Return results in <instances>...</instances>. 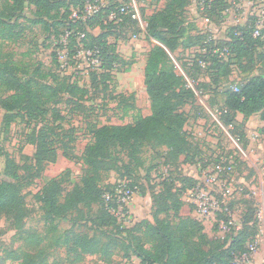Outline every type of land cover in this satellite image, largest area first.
<instances>
[{"label": "rangeland", "instance_id": "374dc122", "mask_svg": "<svg viewBox=\"0 0 264 264\" xmlns=\"http://www.w3.org/2000/svg\"><path fill=\"white\" fill-rule=\"evenodd\" d=\"M224 1L225 8L221 14H217L215 9L207 17L209 23H205L206 15L198 9L202 0H188L184 12L185 26L191 25L195 28L192 34L197 32L199 35L207 36V39L222 42L227 37L230 27L247 22L253 23L255 19L253 13L260 8L259 0ZM134 2L141 15L148 17L163 9L166 0H134ZM6 12H8V6L0 0V13L5 15ZM34 12L35 8L27 5L26 19H35ZM23 23L25 31L20 39L0 44L2 61L8 59L16 62L21 68H25L23 71L25 77L31 75L38 64L42 63L43 66L39 68L45 74L55 68L52 64V54L59 49L56 47L58 43L53 36L48 38L42 26L32 25L26 21ZM91 32L94 35L99 33L97 29ZM109 41L115 44L116 52L131 64L129 71H126V66L113 71L114 78L106 89L101 84H95L87 97L75 104L69 103L67 97H62L58 104L47 106L45 120L28 122L22 117H17L8 129H5L2 124L4 111L0 107V178L7 179L12 173H16L17 179L13 180V184L25 199V217L20 230L14 229L5 215H0V264H18L13 260L11 253L18 254L22 251L23 238L28 235H32L35 240L43 239V245H48L45 243V237H50L51 231H55V236L64 235L68 231L77 235H95L108 249L105 257L84 255L77 263L75 255L66 247H49L47 258L53 264H139V261L131 254L136 241L131 248H127L125 243L113 239L108 228H102L106 230L101 233L85 220L78 221L74 226L69 220L47 224L42 219L43 212L35 198L48 182L56 177L62 178L63 181L62 199L75 186H81V179L87 173V168L81 160L82 153L96 127L124 125L132 122L135 113L142 116L150 114L142 66L148 51L155 43L146 40L143 33H140L134 41H131L129 36L127 38V35L124 39L109 38ZM200 46L198 44L192 48H181L169 55L170 65L174 67L178 75L190 80L189 84L195 91L196 97L186 99L181 107L186 114L184 131L188 145L178 159L171 162L170 171L168 169L166 172L165 178L170 180L168 189L156 184L161 182L160 179L157 182V179L147 176L150 167L163 163L159 155L166 150L165 147L151 145L145 146L140 153L133 156L114 151L105 170L100 174L98 187L103 191H109L124 180L136 182L139 185V192L132 197L129 205V218L126 220L128 227L146 220L153 223V214L160 211L158 219L167 221L175 231L179 221H183L185 217H191L202 225L207 249L220 251L218 238L224 234L221 233L219 226L216 227L217 214H213L210 218L193 214L194 206L191 202L189 204L186 195L192 188L193 180L199 181L203 176L202 167L212 164L215 157L222 153H233L237 158L235 193L232 199L234 203L231 212L233 227L245 228L248 232L247 241L253 239V242H256L254 256L244 264H264L262 143L254 141L257 146L249 147L244 136L240 141L239 136L233 137L231 128H223L217 123V111L224 102L223 88L244 83L254 75H264V59L259 58L261 54H264V46L257 52L253 63L245 59L240 65L232 64L228 68L227 75L224 72L216 73V70L209 66L206 69H200L194 65L197 63L196 60L198 61L197 55L201 53ZM72 57L73 53L69 50L67 58L58 60L55 57L59 64L58 73L61 76L70 77L80 86L89 88L90 75L94 72V68L83 65L80 58V60H74ZM2 96L5 94L0 91V98ZM125 109L129 111L128 115H123ZM57 115L61 117L59 120L56 118ZM236 123L237 126L242 123L241 117ZM40 129L45 141L49 144V155L44 162L36 165L33 157L35 147L29 142L35 139ZM245 150L246 158L242 154ZM7 162H11V165ZM164 167L166 166H162ZM177 205L178 210H176ZM98 210L99 206H94L90 216L93 219L96 218L99 223ZM73 217L79 219L80 215L74 213ZM229 231L227 230L226 233ZM144 233L145 230L138 227L132 231V237L137 238L141 244L149 248L151 238ZM183 238L186 247L190 248V237ZM237 264L242 262L238 261Z\"/></svg>", "mask_w": 264, "mask_h": 264}, {"label": "trees", "instance_id": "16d2710c", "mask_svg": "<svg viewBox=\"0 0 264 264\" xmlns=\"http://www.w3.org/2000/svg\"><path fill=\"white\" fill-rule=\"evenodd\" d=\"M1 1L7 4L8 12L5 15L0 13V44L20 39L25 31L23 22L26 21L32 25L42 26L48 38L53 36L57 43L66 32L73 31L67 37L70 53H73L77 44L75 33L84 32L85 37L82 40L84 48L96 53L95 56L99 61L97 67L91 66L94 72L90 75V87L85 88L72 81L70 77L58 73L59 64L54 53L52 54L54 69L43 74L39 68L43 64L39 63L34 72L27 75L28 77L24 76L25 68L8 59L2 61L0 56V91L5 94L0 98V107L4 111L2 124L5 129H8L17 117H22L28 122L43 121L48 105L58 104L62 97H67L69 103L75 104L85 99L90 89H94L95 84H101L106 89L114 78L113 71L125 66L126 71H129L131 63L126 62L116 52L115 44L109 41V38L124 39L126 35L128 38L131 33L137 32L135 24L128 18L117 26L105 23L106 15L98 13L87 19L85 23H73L69 18L72 0ZM203 1L204 10L201 13L207 17L215 9L217 14H221L225 8L224 0H211L209 4L207 0ZM187 4L188 0H166L163 9L143 17L146 22L144 37L155 43L146 55L143 68V81L150 103V114L142 116L135 113L132 122L124 125L96 127L82 153L81 160L87 168V173L81 179V186H75L62 199L63 181L62 178L56 177L51 179L35 198L43 212L42 219L47 224L69 220L74 226L78 221L85 220L101 233L106 230L102 228H108L113 239L125 243L127 248H131L136 241L131 254L139 264H236V259L245 254L248 244L253 242V239L247 241L248 232L245 228L231 227L228 233L218 238L220 251H211L207 249L202 225L191 217L184 219L179 217L183 221H179L175 231L167 221L158 219L160 211L153 214V223L146 220L133 224L132 227L118 223L110 211L115 204L110 200L106 201L103 197L106 193H111L114 186L109 191H103L98 187L100 174L105 170L111 154L116 150L133 156L140 153L147 145L165 147L166 150L159 155L163 163H158L148 170L147 176L151 177L153 169L157 166L169 167L170 171L171 162H175L188 145L184 131L186 114L181 107L186 99L195 98L196 94L189 86L190 80L178 75L170 65V54L178 49L192 48L199 44L201 53L197 55L198 61L196 60L197 63L194 62V65L200 69L209 66L216 70V73L224 72L227 75L228 68L232 64L240 65L245 59L253 63L257 52L264 46L262 41L253 37L254 23L250 22L230 27L227 37L222 42L207 39V36L199 35L197 32L192 34L195 28L191 25L186 27L184 23ZM27 5L35 8V19H26ZM86 28L90 31L98 28L99 33L94 35L92 32H87ZM213 48L220 50L227 48L226 60L214 54ZM259 58L263 60L264 54ZM202 62L205 63L204 68L200 66ZM222 93L224 102L217 111V123L223 128H231L233 137L239 136L241 141L243 136L245 137L243 127L248 118L258 114L260 120L264 122V75H254L244 83L228 85L223 88ZM126 114L128 115L129 111L125 109L123 115ZM237 115L242 117L239 126L236 125ZM56 118L59 120L61 117L57 115ZM258 132L264 136V127ZM29 143L35 147L33 155L35 164L40 165L49 155V144L42 135V129ZM219 156L212 162H217ZM234 158L237 164L235 155ZM7 164L11 165V162ZM10 178L12 179L9 180ZM15 179H17L16 173H12L7 179L0 178V215H5L14 229L20 230L25 217V199L13 184ZM130 182L131 186H139L134 181ZM169 182L170 180L165 178L156 184L167 187ZM194 184L193 180L192 187ZM233 203L234 201H231L228 205L230 213ZM94 206H99V223L96 218L90 216ZM74 213L80 215L79 219L73 217ZM222 219L227 220L225 213L217 214L216 227L218 221ZM138 227L145 230V236H150L149 248L132 237V231ZM184 236L190 237V248L186 247ZM23 241L22 251L18 254L11 253L13 260L18 264H53L47 258L49 247H66L75 255L77 263L84 255L105 257L108 254L106 245L100 243L99 237L77 235L72 231L59 236H55V231H51V236L45 237V243L49 246L43 245V239L35 240L32 235L24 237Z\"/></svg>", "mask_w": 264, "mask_h": 264}, {"label": "built area", "instance_id": "2783aa9c", "mask_svg": "<svg viewBox=\"0 0 264 264\" xmlns=\"http://www.w3.org/2000/svg\"><path fill=\"white\" fill-rule=\"evenodd\" d=\"M73 3L70 4V20L75 22L85 23L87 19L94 17L98 13L106 15L105 23H111L112 25L121 24L124 19L128 18L132 21L137 32L131 33L129 38L134 41L138 38L140 33L144 34L146 28V22L140 13L134 0H72ZM208 4L211 0H207ZM244 2V1H243ZM260 8L258 11L253 13L254 25L252 35L254 38H258L264 43V0H259ZM245 3V2H244ZM199 11L204 10V1L198 5ZM205 23H209L207 16L204 18ZM97 29L98 28H94ZM93 29V30H94ZM87 32H91L86 28ZM73 31L66 32L60 37L58 42V49L55 54L58 60L67 58L69 45L67 43V37L71 35ZM76 42L73 51V59H81L83 65L89 67H97L99 65L98 58L95 56L91 50H86L83 46L82 40L85 37L84 32H76ZM214 40V39H211ZM215 47V46H214ZM227 48L218 49L213 48V53L217 54L219 58L226 60L228 54ZM79 59V60H80ZM91 65V66H90ZM202 68L205 67V63H200ZM190 86V85H189ZM234 155H221L217 162H212L209 166L202 167L201 171L203 176L199 181L195 180V184L187 192V201L191 202L194 206L193 214L198 215L202 218H210L213 214L225 213L227 220L219 221V229L222 234H225L227 230L233 227V221L231 219V213L228 209L229 203L234 198L235 193V168L236 162L234 160ZM207 162V161H206ZM161 167V166H160ZM156 167L152 171V178L160 179L161 181L165 179L166 172L169 167L160 168ZM139 192L138 186H131V182L124 180L122 183H118L112 189L111 193H106L103 197L106 201H111L115 204L114 208L110 211L112 215L116 218L118 223L127 226L126 220L129 218V209L132 197ZM190 208V206H189ZM235 228V227H234ZM256 252V242H252L247 246V252L243 254L238 261L242 264L249 262V260L254 256ZM236 260V264L238 262Z\"/></svg>", "mask_w": 264, "mask_h": 264}, {"label": "crops", "instance_id": "0c3cea01", "mask_svg": "<svg viewBox=\"0 0 264 264\" xmlns=\"http://www.w3.org/2000/svg\"><path fill=\"white\" fill-rule=\"evenodd\" d=\"M145 63L142 66V71L144 68ZM239 117H241V115H237L236 120H239ZM242 119V117H241ZM264 127V122H262L258 116V114L252 115L250 118H248V120L246 121V123L244 124L243 127V133L245 135L246 140L249 143V147H256V143H254V141L262 143L261 144V151L264 152V136L259 134V129ZM246 150L242 152V154L245 156H247L246 154Z\"/></svg>", "mask_w": 264, "mask_h": 264}]
</instances>
